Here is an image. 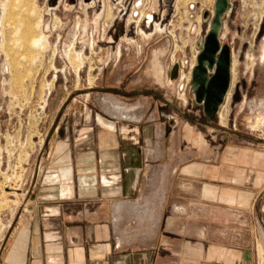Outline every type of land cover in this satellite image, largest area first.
I'll list each match as a JSON object with an SVG mask.
<instances>
[{
  "label": "crops",
  "instance_id": "crops-1",
  "mask_svg": "<svg viewBox=\"0 0 264 264\" xmlns=\"http://www.w3.org/2000/svg\"><path fill=\"white\" fill-rule=\"evenodd\" d=\"M132 69L100 78L111 109L56 113L0 264L264 261V155L170 104L158 67Z\"/></svg>",
  "mask_w": 264,
  "mask_h": 264
},
{
  "label": "rangeland",
  "instance_id": "rangeland-1",
  "mask_svg": "<svg viewBox=\"0 0 264 264\" xmlns=\"http://www.w3.org/2000/svg\"><path fill=\"white\" fill-rule=\"evenodd\" d=\"M137 1L143 6L135 10ZM227 1L219 40L230 50V83L206 129L222 144L264 155V0ZM214 3L0 0V243L29 200L56 113L89 99L105 109L104 101L115 102L101 77L133 75V66L142 77L158 67L157 92L205 123L191 74Z\"/></svg>",
  "mask_w": 264,
  "mask_h": 264
},
{
  "label": "water",
  "instance_id": "water-1",
  "mask_svg": "<svg viewBox=\"0 0 264 264\" xmlns=\"http://www.w3.org/2000/svg\"><path fill=\"white\" fill-rule=\"evenodd\" d=\"M228 4L227 0H215L211 27L191 74L195 102L202 105L208 122L217 113L230 83V50L219 40L221 19Z\"/></svg>",
  "mask_w": 264,
  "mask_h": 264
},
{
  "label": "built area",
  "instance_id": "built-area-1",
  "mask_svg": "<svg viewBox=\"0 0 264 264\" xmlns=\"http://www.w3.org/2000/svg\"><path fill=\"white\" fill-rule=\"evenodd\" d=\"M143 5H142V2L141 1H137V2H135V4H134V8L133 9H135V10H138L139 8H141ZM138 15V13L137 12H135L134 13V17H136ZM260 264H264V261L262 260V261H260Z\"/></svg>",
  "mask_w": 264,
  "mask_h": 264
},
{
  "label": "bare ground",
  "instance_id": "bare-ground-1",
  "mask_svg": "<svg viewBox=\"0 0 264 264\" xmlns=\"http://www.w3.org/2000/svg\"><path fill=\"white\" fill-rule=\"evenodd\" d=\"M40 40V39H39ZM262 55H261V58L263 59L264 58V48L262 49ZM111 109V108H110ZM114 110V109H113Z\"/></svg>",
  "mask_w": 264,
  "mask_h": 264
}]
</instances>
